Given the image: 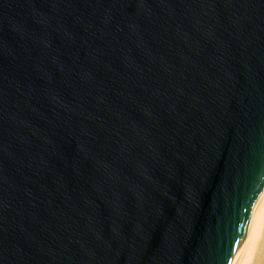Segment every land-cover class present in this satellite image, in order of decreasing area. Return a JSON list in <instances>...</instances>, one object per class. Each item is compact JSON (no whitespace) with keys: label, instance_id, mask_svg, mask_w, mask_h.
I'll return each mask as SVG.
<instances>
[{"label":"water","instance_id":"water-1","mask_svg":"<svg viewBox=\"0 0 264 264\" xmlns=\"http://www.w3.org/2000/svg\"><path fill=\"white\" fill-rule=\"evenodd\" d=\"M264 187V0H0V264H235Z\"/></svg>","mask_w":264,"mask_h":264},{"label":"bare ground","instance_id":"bare-ground-1","mask_svg":"<svg viewBox=\"0 0 264 264\" xmlns=\"http://www.w3.org/2000/svg\"><path fill=\"white\" fill-rule=\"evenodd\" d=\"M235 264H264V187L254 208Z\"/></svg>","mask_w":264,"mask_h":264}]
</instances>
